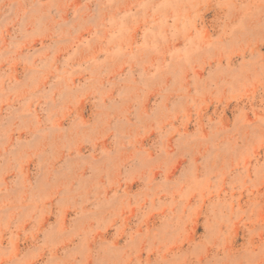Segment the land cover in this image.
<instances>
[{
    "label": "rangeland",
    "instance_id": "rangeland-1",
    "mask_svg": "<svg viewBox=\"0 0 264 264\" xmlns=\"http://www.w3.org/2000/svg\"><path fill=\"white\" fill-rule=\"evenodd\" d=\"M0 264H264V0H0Z\"/></svg>",
    "mask_w": 264,
    "mask_h": 264
}]
</instances>
